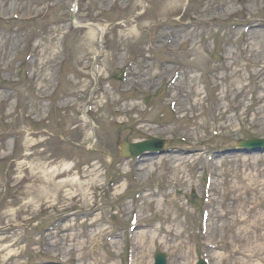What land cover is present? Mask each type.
Returning a JSON list of instances; mask_svg holds the SVG:
<instances>
[{
  "label": "rangeland",
  "instance_id": "rangeland-1",
  "mask_svg": "<svg viewBox=\"0 0 264 264\" xmlns=\"http://www.w3.org/2000/svg\"><path fill=\"white\" fill-rule=\"evenodd\" d=\"M76 1L0 0V264H125L133 212L134 264L156 250L196 264L208 197L213 264H262L238 220L264 214V154L230 152L264 139V0H78L73 26ZM150 136L170 153L119 157L121 143ZM47 227L63 235L45 259Z\"/></svg>",
  "mask_w": 264,
  "mask_h": 264
},
{
  "label": "bare ground",
  "instance_id": "bare-ground-1",
  "mask_svg": "<svg viewBox=\"0 0 264 264\" xmlns=\"http://www.w3.org/2000/svg\"><path fill=\"white\" fill-rule=\"evenodd\" d=\"M100 29L102 32L104 31L102 28ZM169 161L174 162V163L177 162L178 167H181L184 164H186V158L182 157L181 155H175L169 158ZM238 222L239 223H247V222L250 223L249 229L246 228L245 230H242V229L239 230L238 234L241 236L240 242H242V244H245V248L251 247L249 251L251 255L250 257L257 258L262 264H264V256H263L264 254V214L261 215L260 213H258V215L251 216L247 213H244L242 219L238 220ZM260 231H263V233H261ZM89 239H90V243H92L91 241L93 238L90 237ZM86 244H89V242L85 241L82 244V250L85 248ZM11 246L12 245H9L8 248H10ZM11 253L12 251L10 250L9 254L12 255ZM247 259H248L247 257L246 259H243V264L249 263ZM222 261L224 263H229V257L227 256Z\"/></svg>",
  "mask_w": 264,
  "mask_h": 264
},
{
  "label": "water",
  "instance_id": "water-1",
  "mask_svg": "<svg viewBox=\"0 0 264 264\" xmlns=\"http://www.w3.org/2000/svg\"><path fill=\"white\" fill-rule=\"evenodd\" d=\"M160 146V143L156 142V141H152V142H147V143H142V144H133L130 145L128 147L129 151H130V156H136L141 154L142 152L146 151V150H154L155 148ZM243 147L246 148H251L252 150H260L264 147V142L263 141H249L247 143L242 144ZM264 149V148H263ZM164 259L156 257V264H165L164 263Z\"/></svg>",
  "mask_w": 264,
  "mask_h": 264
}]
</instances>
